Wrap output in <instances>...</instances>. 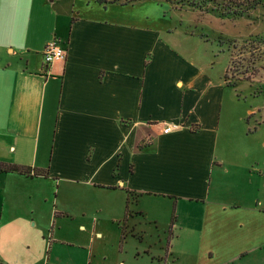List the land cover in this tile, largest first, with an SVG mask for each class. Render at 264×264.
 I'll use <instances>...</instances> for the list:
<instances>
[{
  "label": "crops",
  "instance_id": "obj_1",
  "mask_svg": "<svg viewBox=\"0 0 264 264\" xmlns=\"http://www.w3.org/2000/svg\"><path fill=\"white\" fill-rule=\"evenodd\" d=\"M152 5L0 0V161L45 172L0 171V264H71L37 250L36 232L78 244L88 226L100 236L89 214L103 210L141 242L136 223L152 224L144 250L162 264H264V155L227 140L244 113L226 69ZM51 40L65 58L46 64Z\"/></svg>",
  "mask_w": 264,
  "mask_h": 264
},
{
  "label": "rangeland",
  "instance_id": "obj_2",
  "mask_svg": "<svg viewBox=\"0 0 264 264\" xmlns=\"http://www.w3.org/2000/svg\"><path fill=\"white\" fill-rule=\"evenodd\" d=\"M202 1L143 0L144 4H153L152 6L160 11L161 19L157 21L168 25L173 24L178 27L177 29L181 24L182 28L179 32L182 38H185L187 45L204 60H209L213 70L222 72L226 69L225 75L229 84L234 83L227 89L228 103L235 115L244 113V118L240 123L237 119L229 123L230 131L227 140L234 144H243L262 157L264 155V69L259 68L250 78L246 77L248 74L246 67L249 66L252 55L247 48L243 50V47L259 46L262 48L261 46L264 45V0H209L208 3H203L202 9L191 5L192 2ZM218 4H227L229 9L243 10L244 13L237 18L221 17L217 15ZM263 56L261 55V58ZM260 63L261 60H256L254 64L259 65ZM246 109H252L254 113L245 112ZM215 178L221 184L232 186L229 182L233 180L226 173H219L217 176L214 174V181ZM93 212L89 214V218L96 219L95 229L100 232V236L94 235L95 230L92 231L88 226L86 231L79 235L78 244H75L76 242L65 244L62 243L66 239L64 231L58 230V237L54 239L47 225V230L36 232L35 247L43 251L45 247H51L54 249L53 254H58L63 262L66 260L71 264L83 262L86 264L89 261L90 264H97L102 260L107 264H162L161 260L157 257L153 258L144 250L146 242L150 243L155 239L152 238L153 236L150 237L151 234L153 235V232H150L152 224H144L142 221L136 223L135 227L138 229L145 227V232L147 231L144 234V241L141 242L136 235L132 236L128 233L127 224H130V221L122 218L121 221L114 222L105 210L100 213ZM128 214L127 209L126 215ZM162 215L160 225L161 231L165 230L163 241L166 245L170 237L171 216L167 211H162ZM41 216L42 218L48 217L46 210H41ZM118 230L127 231L126 236L122 238ZM91 236L93 238H89ZM68 237L71 239L70 236ZM189 239L190 237L184 241ZM156 250L155 247L152 248L153 252ZM196 258V256H187L181 259V264H192Z\"/></svg>",
  "mask_w": 264,
  "mask_h": 264
},
{
  "label": "trees",
  "instance_id": "obj_3",
  "mask_svg": "<svg viewBox=\"0 0 264 264\" xmlns=\"http://www.w3.org/2000/svg\"><path fill=\"white\" fill-rule=\"evenodd\" d=\"M98 2L101 3H111V2H118L121 4H127V3H132L134 1H139V0H133V1H119V0H97ZM209 0H203L202 2H192V7L194 8H199L202 9V5L203 3H208ZM219 5V8L217 9L219 12H217V15L221 16V17H229V18H237L243 15V10H238V9H229V5L224 4V5ZM262 48H260L259 46H248V47H243V50H245L247 48V51L251 53L252 55V59L250 61L249 66L246 67V71L248 72L247 74V78H250L251 75H254L256 73V71H258L259 68H263L264 69V56L263 58H261V55H264V45L261 46ZM256 60H261V63L259 65L254 64ZM226 76V75H225ZM227 78V76H226ZM234 83H230V85H232ZM0 171L3 172H12V171H16L20 174H26V175H44L45 172L38 170L36 168H31L29 166H24V165H20V164H16V163H7V162H2L0 161ZM128 209V204L126 206V212Z\"/></svg>",
  "mask_w": 264,
  "mask_h": 264
},
{
  "label": "built area",
  "instance_id": "obj_4",
  "mask_svg": "<svg viewBox=\"0 0 264 264\" xmlns=\"http://www.w3.org/2000/svg\"><path fill=\"white\" fill-rule=\"evenodd\" d=\"M43 57L46 64L54 61H61L65 58V50L58 44L57 41H49L43 49ZM180 126L177 122H165L163 123V131L170 132Z\"/></svg>",
  "mask_w": 264,
  "mask_h": 264
}]
</instances>
